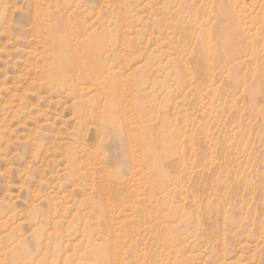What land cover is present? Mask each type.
I'll list each match as a JSON object with an SVG mask.
<instances>
[{"label":"rangeland","instance_id":"1","mask_svg":"<svg viewBox=\"0 0 264 264\" xmlns=\"http://www.w3.org/2000/svg\"><path fill=\"white\" fill-rule=\"evenodd\" d=\"M0 264H264V0H0Z\"/></svg>","mask_w":264,"mask_h":264},{"label":"bare ground","instance_id":"2","mask_svg":"<svg viewBox=\"0 0 264 264\" xmlns=\"http://www.w3.org/2000/svg\"><path fill=\"white\" fill-rule=\"evenodd\" d=\"M60 32V31H59ZM131 100V99H130ZM135 102V101H134ZM130 103V102H129ZM131 105V104H130ZM124 118V117H123ZM127 120V119H126ZM125 123H126V121H124ZM127 124V123H126ZM129 124H130V122H129ZM129 129V128H128ZM132 130V129H131ZM135 136H137V135H135V134H133V132H130V140H131V143H133V144H136V142H135V139H137ZM138 137V136H137ZM138 140V139H137ZM139 142L137 141V144H138ZM136 144V145H137ZM131 148H132V146H131ZM129 149V150H132V149ZM136 148H139V147H136ZM136 151H138V150H136ZM132 151H130V153H131ZM133 152H134V149H133ZM137 154V153H136ZM131 155H132V153H131ZM133 156H134V154H133ZM137 155H136V158H135V160L137 159ZM132 159H134V158H132ZM135 163V162H134Z\"/></svg>","mask_w":264,"mask_h":264}]
</instances>
